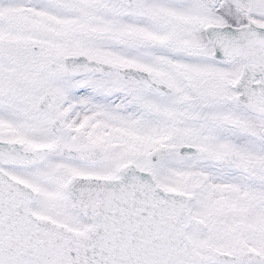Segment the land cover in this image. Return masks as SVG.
Returning <instances> with one entry per match:
<instances>
[{
    "label": "snow or ice",
    "instance_id": "snow-or-ice-1",
    "mask_svg": "<svg viewBox=\"0 0 264 264\" xmlns=\"http://www.w3.org/2000/svg\"><path fill=\"white\" fill-rule=\"evenodd\" d=\"M0 264H264V0H0Z\"/></svg>",
    "mask_w": 264,
    "mask_h": 264
}]
</instances>
